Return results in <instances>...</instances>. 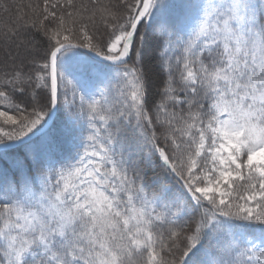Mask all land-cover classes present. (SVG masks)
Listing matches in <instances>:
<instances>
[{
    "label": "snow or ice",
    "instance_id": "6c2138e0",
    "mask_svg": "<svg viewBox=\"0 0 264 264\" xmlns=\"http://www.w3.org/2000/svg\"><path fill=\"white\" fill-rule=\"evenodd\" d=\"M0 264H264V0H0Z\"/></svg>",
    "mask_w": 264,
    "mask_h": 264
}]
</instances>
